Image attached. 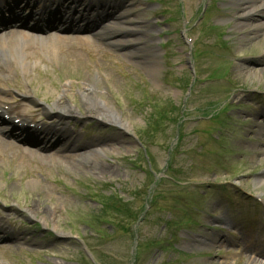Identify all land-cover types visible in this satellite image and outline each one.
<instances>
[{"label": "rangeland", "instance_id": "rangeland-1", "mask_svg": "<svg viewBox=\"0 0 264 264\" xmlns=\"http://www.w3.org/2000/svg\"><path fill=\"white\" fill-rule=\"evenodd\" d=\"M126 1H129L127 7L131 14L126 23V28L131 30L127 35L128 49H138L136 58H129L124 55L123 49L110 47L93 37L92 41L68 44L75 47L82 64L71 61L66 53L59 50L58 57L41 53L37 64L26 72L16 67L7 76L0 75L7 85L18 87L21 93L26 95L27 92L35 100L45 101L50 106L66 88L64 94L67 101L85 116L91 115L86 112L82 91L95 83L96 96L114 107L127 124V128H117L105 122H95L92 116L85 118L84 124L72 123L79 143L87 145L85 148L103 150L102 154L64 160H59L56 155L48 157L51 151L45 147L32 153L20 147H7L4 141H0V221L9 225L14 231L12 235H16L14 241L4 243L5 239L0 240V264H76V258L80 255L84 257V248L89 244L94 246L93 252L89 250L94 256L104 251L102 256L129 264L127 255L131 253L137 235L138 241L143 244L140 264H254L240 252V245L264 248V225L252 227L243 218L251 212L249 207L253 202L244 199L247 211L243 212L240 205H235V208L230 206L234 215L229 216L224 210L225 204L217 203L219 197L215 196L221 197L228 191L224 181L230 179L227 178L229 176L233 179L239 173L241 159H246L251 172L258 174L237 177V183H243L241 187L248 192L264 193V27L255 35L252 23L258 19L245 27L238 26L239 3L230 0L229 4L224 3L227 12L212 8L205 14L202 9L211 5L208 0H182L183 17L175 14L179 0ZM161 1L164 3L161 4ZM215 5L219 6V2ZM164 9L169 11L166 16L161 15ZM169 15L175 17L171 22L173 34L169 36L175 41L170 47L173 52L172 74L166 82L163 76L166 71L165 50L160 42L161 37H165L164 30L169 27L165 20ZM210 17L222 22L218 25L221 28L219 31L227 32V39L233 38V45L229 47L231 51L227 49V44L219 43L222 38L208 39L209 33L202 37L200 30L205 31L210 25ZM192 24L191 41L181 40L184 27ZM228 24L231 27L227 30ZM193 42L197 51L208 54L197 59L201 76L215 69H224L215 68L218 62H222L223 67L228 62L232 69L229 84L237 87V91L230 93L227 82L197 83L187 102L188 116L186 114L183 120L185 140L177 145L179 125L171 121L164 104L183 105L184 99L189 97L186 79L191 78L189 51ZM143 62L152 65L151 69L144 68ZM261 62L263 66L260 68ZM211 79L224 80L226 77L215 74ZM238 84L245 89L240 90ZM222 99L238 109L240 114L225 106L218 109L217 115L209 120L211 122L206 121L208 117L202 113L199 114L201 121L196 117L197 108L205 111L206 105L211 108L210 102L218 104ZM29 106L26 102L19 110L24 115L35 114L28 110ZM46 117L42 112L35 117L29 116V121L35 118L43 125L58 122L53 116ZM161 118L165 119V123ZM238 120L246 127L238 128L236 140L231 139L227 135H234V129L243 126ZM212 123H220L221 126L207 129ZM195 128L197 130L193 135ZM150 129L164 131L151 137L148 135ZM205 129L222 150L215 151L200 143L205 139L204 133L195 139L200 144L192 146L190 142L193 143L194 137ZM142 140L153 157L156 177L169 164L167 175L176 181L171 176L175 174V177L190 183L179 185L170 178L163 180L156 190V204L148 207L147 215L135 224L132 219L136 215L128 222L121 218L120 213L123 210L132 213L134 209L142 216L146 199L154 188L149 159H144V151L141 153ZM191 147L193 151L187 150ZM235 147L240 151L250 149L249 153L244 152L248 156L236 158L238 152L233 150ZM170 148L172 153L169 155ZM215 159L220 161L219 165H213ZM191 166L196 167L194 171H191ZM172 168L174 170L171 171ZM200 168L209 177L202 176L204 173L199 171ZM219 169L228 171L229 176L217 173ZM201 177L212 182L210 189L215 195L209 199H206L207 194L205 198L201 197L199 185H195L194 181H203ZM206 190L204 188L202 192ZM92 194L96 197H91ZM238 196L235 195L236 198ZM26 208L35 212V217L40 220L46 217L48 222L45 227L70 235L71 239H60L63 237L57 234L49 236L45 233L50 230L31 227L36 223L33 220L24 224L23 220L29 214ZM212 214H217L218 218L209 216ZM187 216L194 221L187 223ZM167 219H177L180 223L168 227ZM209 222L224 224L228 229L224 234L211 228ZM128 225L133 226L134 238L124 231ZM160 236L176 244L179 250H172L167 244L151 246L150 241ZM0 237L7 235L0 233Z\"/></svg>", "mask_w": 264, "mask_h": 264}, {"label": "bare ground", "instance_id": "bare-ground-1", "mask_svg": "<svg viewBox=\"0 0 264 264\" xmlns=\"http://www.w3.org/2000/svg\"><path fill=\"white\" fill-rule=\"evenodd\" d=\"M234 1L239 3L237 5L238 10H239L238 26L245 27L247 25H250L251 24L250 22L255 21L254 19H258L257 22L252 23V25H254V31H255L254 33L256 35L259 32L260 28L264 27V0H234ZM74 2L79 3L80 1L77 0ZM61 5L62 6L64 5V1L61 3ZM80 5L82 8H86V10L91 9L94 6L97 7L98 5L103 9L105 6H107V4L105 3L102 4V2L100 1L95 3V5L93 3H90L88 5V3L86 2H83ZM45 7L41 13L46 12ZM84 15H85V12L83 13V16ZM122 15L123 14H119V17H121ZM39 20L40 19H37V22ZM121 22H122L121 20H118L115 22L105 23L104 26L101 28V29H104V31L102 32V36H107L109 43L111 41L112 43H116L118 45L120 41H122L117 38V34L121 33L120 29L118 28V26L121 25ZM23 23L27 25V22H23ZM15 32H16L15 34H17L16 37L14 36L6 40H0V62L2 60H8L9 62L15 61V62H18L20 65L24 66V69L27 70V68L32 67V65L36 64L37 62L36 59H34L33 61H30V59L33 58L34 52H30L29 50L33 45H36L33 43V41L35 40V38H39V36H37L34 32L33 33L24 32L21 30H15ZM56 35L57 34H54L53 36H56ZM41 39H44V38H41ZM75 39H78V38H75ZM41 41H46L43 44H41V52L43 54L56 57V55L58 54L57 50L62 49L63 52L68 53V56L70 57L71 61L82 64L77 59L75 50L68 48L64 42L60 41L57 43L55 41H48V40H41ZM38 48L39 46H36V49ZM141 64L144 66V68L148 70L151 69L152 65H149L148 62H145V63L143 62ZM261 66H263V63L259 67L261 68ZM1 70L4 72H7V70H3V69ZM253 73H256V72H253ZM65 91H66V88H64L62 95L54 103V107L56 109H59L60 115L67 113L66 116L70 117L69 114L71 115L75 114L77 110H76V107L73 106L71 103L62 101V99L64 98ZM95 93H96V87L94 84H89L82 91V97L86 103L85 105H86L87 113L92 114L93 116H98L102 119L108 120L109 122L121 123V124L126 125L122 119V116L114 109V107L109 106L106 102L100 100L96 96ZM6 100L7 99L5 97L0 96V102H4ZM18 103L20 104L21 102H18ZM2 112H6V111H4V109L2 108L0 104V115L3 114ZM4 120L5 119H2V121ZM51 130L52 129L50 128H45L44 132H46V134L49 135L51 133ZM54 136L57 137L55 138L57 140L55 141V143L59 142V140L61 141L65 140L64 144H66L68 143V140L70 139V137L68 139L66 134L59 135L54 132ZM71 151H74V147L72 145H67V146H63L59 148L58 150L54 151V153L56 156H59L60 159H64V158H71L73 156V154H66V153H70ZM93 151L99 152L97 150L87 149L82 153V155H88L92 153ZM92 155H95V153Z\"/></svg>", "mask_w": 264, "mask_h": 264}]
</instances>
